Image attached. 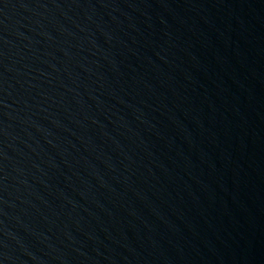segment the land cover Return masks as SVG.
Listing matches in <instances>:
<instances>
[{
    "label": "water",
    "instance_id": "1",
    "mask_svg": "<svg viewBox=\"0 0 264 264\" xmlns=\"http://www.w3.org/2000/svg\"><path fill=\"white\" fill-rule=\"evenodd\" d=\"M0 264H264V0H0Z\"/></svg>",
    "mask_w": 264,
    "mask_h": 264
}]
</instances>
